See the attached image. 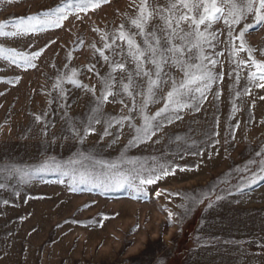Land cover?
I'll return each mask as SVG.
<instances>
[{"label":"rangeland","instance_id":"1","mask_svg":"<svg viewBox=\"0 0 264 264\" xmlns=\"http://www.w3.org/2000/svg\"><path fill=\"white\" fill-rule=\"evenodd\" d=\"M139 2L110 0L86 17L81 14L82 21L70 16L62 29L17 39L0 38V44L20 50L29 43L36 50L55 41L36 61L35 69L23 71L0 60V78L11 81L0 82V167L32 173L44 164L53 169L56 164L66 166L78 158L77 153L84 152L110 162H118L122 156H162L178 166L176 174L148 186L146 199L134 198L131 190L124 189L88 191L85 185L71 184L55 171L42 172L26 183L19 175L0 181L8 185L0 190V199L10 201L8 205L0 203V264H264V181L243 192L235 191L239 176L250 180V173H237L235 169L255 160L257 164L251 169L258 172V163L264 158V101L259 99L264 89L253 87L250 96L236 95L247 84L243 78L247 70L236 83L223 21L212 28L219 33L220 43L214 50L205 51L224 52L215 69L224 76L207 92L200 111L184 109L180 113L183 119L165 124L152 141L126 148L134 135L128 124L141 127L144 121L138 110L130 113L119 102L123 99L131 108L132 98L121 95L116 102L104 104L103 110L115 117L131 115L133 119L124 121L122 128L114 125L110 129L112 136L100 139L104 129L101 123L93 124L96 131L85 135L83 145L62 139L65 117L87 121L95 104L90 103V93L68 84L63 85L68 90L66 98L59 97L53 89L57 76L76 69V78L90 88L95 85L99 94L100 77L89 72L88 66L95 64V71L101 75L107 73L108 67L93 45L102 47L101 34L111 32L133 16ZM59 3L60 0H0V21L35 15ZM242 23L254 20L249 17ZM245 39L247 46L256 50V58L264 59L260 55L264 51V26L247 33ZM239 58L246 59L247 54L240 53ZM169 71L177 80L183 77L176 68ZM169 88L165 85L159 95L166 96ZM141 103L142 98L136 97V104ZM163 104V99L149 104L145 114H154ZM37 115L41 116L39 122ZM53 135L61 138L52 143ZM116 135L118 142L105 147ZM157 140L159 143L154 142ZM257 151L262 156L258 157ZM179 167L185 171H179ZM228 173L233 193L225 200H216L217 195H224V187L217 181L224 180ZM76 187L80 190L72 191ZM157 191L162 195L157 197ZM171 193L187 194L199 203L192 205L183 195ZM181 204L185 207H179ZM168 212L173 213L171 219ZM116 213V218L100 226L102 216ZM92 219L97 224L88 226ZM74 220L84 223H73ZM137 224L135 234L126 235Z\"/></svg>","mask_w":264,"mask_h":264},{"label":"snow or ice","instance_id":"2","mask_svg":"<svg viewBox=\"0 0 264 264\" xmlns=\"http://www.w3.org/2000/svg\"><path fill=\"white\" fill-rule=\"evenodd\" d=\"M110 0H60V3L46 11L38 12L35 15H22L0 21V38L17 39L25 36H37L42 32L55 29H62L64 22L70 16L76 20H81V14L86 17L89 12H95L102 5H106ZM135 3V0H134ZM134 15L125 22L120 23L111 32L101 34L102 47L93 45L98 57L107 65L108 71L101 75L95 71L96 65L88 66L89 72H95L100 77L101 85L99 94L96 86L91 88L87 84H82L77 78V70L72 69L71 73H64L57 76L53 89L58 92L59 97L66 98L67 89L63 87L68 84L77 89L88 92L93 97L90 103L95 107L91 109V116L87 121L79 118L65 117V125L62 126V139L76 140L80 145L85 143V135L96 131L93 124H104L103 133L100 137L112 136L110 129L114 125L123 127L124 121H131L133 117L126 115L115 117L107 114L103 110V105L109 102H116V97L127 95L132 98V107L121 99L119 102L128 108L129 112L138 110L143 118V125L136 127L129 123L134 135L128 141L127 147H137L152 141V137L159 132L165 124L181 120L180 113L184 109L200 111L201 103L207 99V92L212 85L223 79L224 74L215 71L220 62L218 57L224 52L205 51L214 50L220 43L219 33L213 31V25L218 21H223L227 27L226 41L231 44L229 51L230 62L235 66L236 83H239L243 73L247 70L246 86L236 95L250 96L253 87L264 89V59H257L253 54L256 50L247 46L245 35L258 30L264 26V0H140L133 9ZM251 17L254 23H242ZM239 26V27H238ZM93 31H97L93 29ZM55 41H49L44 47L32 50L33 44L29 43L27 48L20 50L16 47H5L0 44V60L8 62L15 68L23 71L35 69L36 61L42 56L45 49ZM107 53V54H106ZM240 53H246L247 58H239ZM264 56V51L260 52ZM68 65H65L67 68ZM176 68L183 73L179 80L169 71ZM3 71V68H0ZM229 76L232 72L228 73ZM18 79V77H17ZM0 82L11 83L5 78H0ZM165 85H170L166 96L161 97ZM217 97L219 93L216 94ZM110 97L113 98L110 101ZM136 97L142 98V103L136 104ZM164 100L163 107L154 114L146 115L145 111L149 104L158 103ZM259 99L264 101V96ZM64 107L63 104L60 105ZM36 121L41 120V116L35 117ZM67 131L68 135H63ZM61 137L52 136V143ZM180 139V137H177ZM119 140L116 135L105 147L111 148ZM159 143V141H154ZM184 149H177L183 151ZM78 158H73L66 166L59 164L55 168H50L44 164L32 173L24 172L16 167L7 169L0 167V181H7L19 175L23 182H27L32 177L42 172L55 171L60 176L67 177L74 185H85L88 191H119L121 189L131 190L134 198L146 199V188L156 185L158 181L164 180L168 176H174L178 166H174L171 161L165 160L162 156H152L149 159L139 157L129 158L122 156L118 162H110L104 159H95L92 155L84 152L76 154ZM258 157L262 156L260 151L256 152ZM151 161V162H149ZM257 164L255 160H249L243 168H237V173H250V180L245 176L238 177L235 191L243 192L251 189L253 185L264 181V158L259 163V171L251 169V165ZM79 165V167H73ZM122 165H127L122 167ZM179 171H185L184 167H179ZM225 179L217 181L224 187V195H217L216 200H225L233 193V186ZM59 183H65L59 180ZM8 187L5 182H0V190ZM80 190L78 187L72 191ZM20 193L17 192L16 195ZM157 197L162 195L161 191L155 193ZM170 195H183L186 201L192 205L199 203L194 197L187 194L171 193ZM0 203L8 205V199H0ZM212 203L208 207H212ZM84 208L90 205H84ZM183 208L185 205L181 204ZM79 211V209H78ZM119 213L113 216H102L100 226L109 219L116 218ZM171 219L173 213L168 212ZM83 225V221H73ZM97 224L96 219L88 222V226ZM59 227V225H58ZM139 229L137 224L129 230L126 235H134ZM232 243V241H225Z\"/></svg>","mask_w":264,"mask_h":264}]
</instances>
